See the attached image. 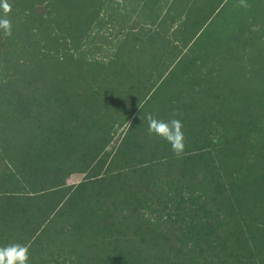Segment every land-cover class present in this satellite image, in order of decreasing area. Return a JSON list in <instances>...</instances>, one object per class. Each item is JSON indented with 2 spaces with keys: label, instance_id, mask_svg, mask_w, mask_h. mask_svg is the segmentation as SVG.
Returning a JSON list of instances; mask_svg holds the SVG:
<instances>
[{
  "label": "trees",
  "instance_id": "trees-1",
  "mask_svg": "<svg viewBox=\"0 0 264 264\" xmlns=\"http://www.w3.org/2000/svg\"><path fill=\"white\" fill-rule=\"evenodd\" d=\"M7 3L0 243L28 264H264V0ZM147 113H178L179 156Z\"/></svg>",
  "mask_w": 264,
  "mask_h": 264
},
{
  "label": "clouds",
  "instance_id": "clouds-1",
  "mask_svg": "<svg viewBox=\"0 0 264 264\" xmlns=\"http://www.w3.org/2000/svg\"><path fill=\"white\" fill-rule=\"evenodd\" d=\"M0 8L5 13L10 11L7 0H0ZM0 29L3 30L5 36L12 34L9 19L6 17L0 18ZM177 115L178 113H173L169 119L165 120L147 113L145 119L148 125V134L166 141L171 146L173 153L179 156L184 149V133L183 123L180 119L176 118ZM28 253V247L19 243L0 247V264H28Z\"/></svg>",
  "mask_w": 264,
  "mask_h": 264
},
{
  "label": "rangeland",
  "instance_id": "rangeland-1",
  "mask_svg": "<svg viewBox=\"0 0 264 264\" xmlns=\"http://www.w3.org/2000/svg\"><path fill=\"white\" fill-rule=\"evenodd\" d=\"M120 11H122V9H119ZM104 18H107L106 15L103 16ZM93 33V30L92 32ZM110 34H108V32H102V35H103V41L99 44L98 42L99 41H96L97 44H99L98 46H100V50H99V54L97 55V53L94 55V58L95 59H100V60H104V61H109V59H114L115 57V54L117 53V48L113 45L114 43L116 42H119V38L120 36L118 37V34L115 30H111L109 32ZM85 43V41H84ZM84 46V51H85V57L87 59H92V55H90L89 53L91 52L89 50V47L86 45H83ZM107 61V62H108ZM118 132H120V130H118ZM112 145V144H111ZM110 145V146H111ZM51 175V174H49ZM83 175L84 174H77V175H74L73 177L69 178L68 179V183H77L78 181H80L82 178H83Z\"/></svg>",
  "mask_w": 264,
  "mask_h": 264
},
{
  "label": "crops",
  "instance_id": "crops-1",
  "mask_svg": "<svg viewBox=\"0 0 264 264\" xmlns=\"http://www.w3.org/2000/svg\"><path fill=\"white\" fill-rule=\"evenodd\" d=\"M15 243H17V242H16L15 240H12V241L8 242L7 245H9V244H15ZM19 244H21V243H19ZM3 246H6V243H5L4 241H2V242L0 243V247H3ZM34 251L36 252L37 250L34 249ZM36 253H37V252H36ZM29 257H30V254H29Z\"/></svg>",
  "mask_w": 264,
  "mask_h": 264
}]
</instances>
